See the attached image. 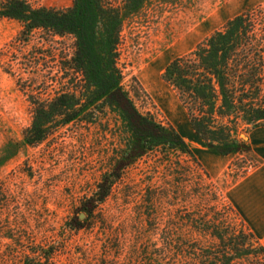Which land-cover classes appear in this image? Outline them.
I'll return each mask as SVG.
<instances>
[{
    "label": "rangeland",
    "instance_id": "374dc122",
    "mask_svg": "<svg viewBox=\"0 0 264 264\" xmlns=\"http://www.w3.org/2000/svg\"><path fill=\"white\" fill-rule=\"evenodd\" d=\"M27 1L63 9L75 0ZM111 2L122 9L126 0ZM258 6L264 0H146L123 10L125 87H136V78L139 109L175 127L193 155L159 150L130 160L104 200L99 185L127 154L121 117L104 106L94 123L60 125L29 144L36 106L74 89L75 38L26 34L18 20L1 18L0 264H209L240 233L244 256L232 264H264L261 243L228 198L257 164L247 156L253 128L240 124L238 149L219 154L163 79L172 60Z\"/></svg>",
    "mask_w": 264,
    "mask_h": 264
},
{
    "label": "trees",
    "instance_id": "16d2710c",
    "mask_svg": "<svg viewBox=\"0 0 264 264\" xmlns=\"http://www.w3.org/2000/svg\"><path fill=\"white\" fill-rule=\"evenodd\" d=\"M145 1L126 0L120 9L111 0H75L73 6L57 9L35 8L27 0H0V19L18 20L24 33L46 29L75 38L70 61L74 89L48 105L36 106L34 121L25 131L29 144L43 142L60 125L94 123L104 106L121 117L126 141L122 153L127 154L111 174L104 176L99 185L100 200L109 194L114 181L121 177V169L134 158L177 149L193 155L175 127L139 109L132 95L141 96L139 81L134 78L137 86L131 90L124 84L123 10L131 12ZM163 79L178 92L195 133L223 156L235 152L240 144V124L253 129L264 125V7L229 20L195 49L172 60ZM87 209L92 212L93 207ZM242 238L240 233L231 239L232 247L225 244L226 249L209 264H232L244 256L240 253ZM260 250L264 253L262 244Z\"/></svg>",
    "mask_w": 264,
    "mask_h": 264
},
{
    "label": "crops",
    "instance_id": "0c3cea01",
    "mask_svg": "<svg viewBox=\"0 0 264 264\" xmlns=\"http://www.w3.org/2000/svg\"><path fill=\"white\" fill-rule=\"evenodd\" d=\"M247 144L251 152L247 156L257 164L229 189L228 198L264 246V125L251 131Z\"/></svg>",
    "mask_w": 264,
    "mask_h": 264
}]
</instances>
